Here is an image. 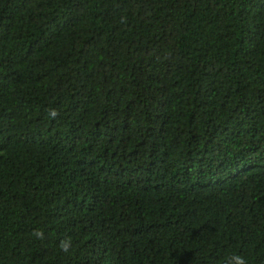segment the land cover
<instances>
[{
    "label": "trees",
    "instance_id": "obj_1",
    "mask_svg": "<svg viewBox=\"0 0 264 264\" xmlns=\"http://www.w3.org/2000/svg\"><path fill=\"white\" fill-rule=\"evenodd\" d=\"M233 255L264 264V0H0V264Z\"/></svg>",
    "mask_w": 264,
    "mask_h": 264
},
{
    "label": "clouds",
    "instance_id": "obj_2",
    "mask_svg": "<svg viewBox=\"0 0 264 264\" xmlns=\"http://www.w3.org/2000/svg\"><path fill=\"white\" fill-rule=\"evenodd\" d=\"M49 115L51 116V118L55 119L56 116L58 115L57 111L55 109H52L49 113ZM34 236H36L38 239H44V233L42 230L37 229L34 233ZM71 247V240L70 238L67 240H61L60 242V248L62 251L64 252H68L69 249ZM229 264H248V261L246 259V257L242 256V255H233L230 258Z\"/></svg>",
    "mask_w": 264,
    "mask_h": 264
}]
</instances>
